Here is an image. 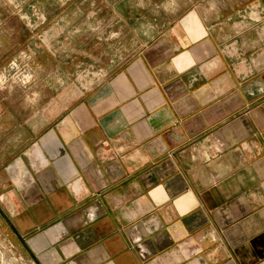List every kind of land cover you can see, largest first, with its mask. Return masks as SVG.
Returning a JSON list of instances; mask_svg holds the SVG:
<instances>
[{
  "label": "crops",
  "instance_id": "crops-1",
  "mask_svg": "<svg viewBox=\"0 0 264 264\" xmlns=\"http://www.w3.org/2000/svg\"><path fill=\"white\" fill-rule=\"evenodd\" d=\"M165 2L120 10L148 39L112 70L0 101L36 264H264V0Z\"/></svg>",
  "mask_w": 264,
  "mask_h": 264
},
{
  "label": "rangeland",
  "instance_id": "rangeland-1",
  "mask_svg": "<svg viewBox=\"0 0 264 264\" xmlns=\"http://www.w3.org/2000/svg\"><path fill=\"white\" fill-rule=\"evenodd\" d=\"M154 3L167 4L165 0H0V101L18 107L21 99H34L33 90L44 80L56 83L57 77L84 75L87 70L90 80L112 70L138 48L114 44V39L122 34L125 42L133 35L137 42L148 39L145 23L133 31L125 22L117 33L120 10L146 9ZM4 179L2 163L0 191ZM0 209V264H36L1 202Z\"/></svg>",
  "mask_w": 264,
  "mask_h": 264
},
{
  "label": "water",
  "instance_id": "water-1",
  "mask_svg": "<svg viewBox=\"0 0 264 264\" xmlns=\"http://www.w3.org/2000/svg\"><path fill=\"white\" fill-rule=\"evenodd\" d=\"M0 212L3 214V212H2V210L0 209ZM13 228V227H12ZM15 233L17 234V236L19 237V239H20V241L23 243L24 241H23V239H22V237L15 231Z\"/></svg>",
  "mask_w": 264,
  "mask_h": 264
}]
</instances>
